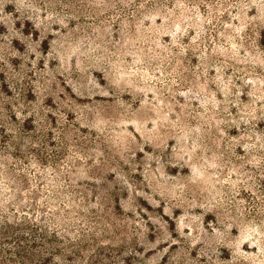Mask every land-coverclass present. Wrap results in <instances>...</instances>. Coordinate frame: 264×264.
Returning <instances> with one entry per match:
<instances>
[{
    "label": "rangeland",
    "instance_id": "obj_1",
    "mask_svg": "<svg viewBox=\"0 0 264 264\" xmlns=\"http://www.w3.org/2000/svg\"><path fill=\"white\" fill-rule=\"evenodd\" d=\"M0 197L47 264H264V0H0Z\"/></svg>",
    "mask_w": 264,
    "mask_h": 264
},
{
    "label": "trees",
    "instance_id": "obj_2",
    "mask_svg": "<svg viewBox=\"0 0 264 264\" xmlns=\"http://www.w3.org/2000/svg\"><path fill=\"white\" fill-rule=\"evenodd\" d=\"M0 200H2L1 197H0ZM53 224H55V226L60 225V223L57 220H54ZM3 238L4 237L1 234L0 241L5 240V238L4 239ZM45 239L47 240V242L49 244L48 239L47 238H45ZM39 245H41V244H38V242H36V239L31 241V244L29 246H30V248H33L35 251L30 252V255H28L29 252L25 251V247H23L20 244L17 245L19 250L14 251V252H9V250H5L4 248H2L0 246V264H47L50 261V258L48 256L52 255L53 253L51 251L48 252L46 248H45L46 250H43L41 252L37 251ZM3 251H5L7 254H9V256H6L3 253ZM47 252L49 255H47V256L44 255ZM54 254H57V253H54ZM13 256L15 258L17 257V260H15ZM57 256H59V258H60L61 254H57Z\"/></svg>",
    "mask_w": 264,
    "mask_h": 264
}]
</instances>
